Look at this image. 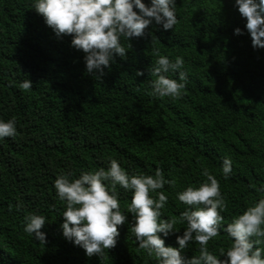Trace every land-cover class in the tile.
<instances>
[{
	"label": "trees",
	"instance_id": "trees-1",
	"mask_svg": "<svg viewBox=\"0 0 264 264\" xmlns=\"http://www.w3.org/2000/svg\"><path fill=\"white\" fill-rule=\"evenodd\" d=\"M30 7L31 0H0V119L16 121V135L0 139V264H155L128 232L131 213L102 257L87 256L61 234L55 175L106 167L108 157L127 170L152 174L159 166L175 177V188L160 189L169 196L166 217H178L184 205L174 192L205 179V167L225 197V224L257 197L251 186L264 183V47H252L234 0H176L174 29L153 21L128 38L126 57L115 56L101 79L87 73L71 36L58 38ZM155 49L183 57L188 79L179 97L150 94ZM25 79L32 82L26 90L19 87ZM224 156L232 160L227 178ZM118 192L124 210L131 194ZM28 212L46 217L44 245L23 231ZM176 226L163 237L166 246H177L184 225ZM225 235L209 249L224 246ZM181 254L198 255V246L189 243Z\"/></svg>",
	"mask_w": 264,
	"mask_h": 264
},
{
	"label": "clouds",
	"instance_id": "clouds-1",
	"mask_svg": "<svg viewBox=\"0 0 264 264\" xmlns=\"http://www.w3.org/2000/svg\"><path fill=\"white\" fill-rule=\"evenodd\" d=\"M253 48L264 47V0H234ZM137 9L138 11L134 10ZM42 15L59 38L70 35V45L84 53L87 73L101 79L114 57H126L131 47L128 38L142 36L153 21L164 30L174 29L177 23L176 0H31V7ZM240 27L233 29L241 33ZM122 41L127 42L125 46ZM149 66L153 79L149 81L151 95L176 98L182 95L188 74L182 56L159 54ZM175 74V78L171 74ZM137 76L142 71L137 69ZM32 82L22 80L19 87L29 89ZM16 135L15 117L0 119V139ZM221 174L227 178L232 172V160L224 156ZM205 179L188 183L174 192V199L184 207L177 216H164L169 196L160 191L167 184L175 188V177L167 178L157 166L152 174L127 170L112 157L107 166L61 170L52 181L56 197L62 202L60 214L64 217L59 227L61 234L74 245L84 249L87 256H103L104 250L116 244L118 225L125 222V213H131L128 225L139 249L146 251L155 264H264V183L252 185L257 197L232 215L225 224L226 201L217 178L202 168ZM118 187L131 194L122 210ZM19 206V205H17ZM46 217L28 212L23 218V231L44 245L41 231ZM183 224L182 234L175 236L177 246L165 245L164 238ZM226 235L224 246L209 249V242ZM162 234V235H161ZM189 243L198 246V255L185 257L181 250ZM223 255L225 259H219Z\"/></svg>",
	"mask_w": 264,
	"mask_h": 264
}]
</instances>
